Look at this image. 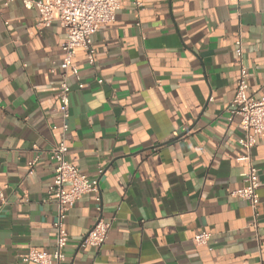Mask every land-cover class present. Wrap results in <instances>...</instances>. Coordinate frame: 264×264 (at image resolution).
<instances>
[{
    "label": "crops",
    "instance_id": "crops-1",
    "mask_svg": "<svg viewBox=\"0 0 264 264\" xmlns=\"http://www.w3.org/2000/svg\"><path fill=\"white\" fill-rule=\"evenodd\" d=\"M140 2L122 0L92 35L93 65L74 51L83 87L69 77L66 158L98 191L67 210L63 264H264V133L250 150L254 224L249 203L230 195L247 163L228 111L238 36L247 93L264 94V0ZM37 13L0 0V264H36L19 256L51 251L55 240L47 150L61 124L65 33L56 21L36 29ZM98 218L109 224L105 242L83 245ZM201 231L208 244L195 246Z\"/></svg>",
    "mask_w": 264,
    "mask_h": 264
},
{
    "label": "built area",
    "instance_id": "built-area-1",
    "mask_svg": "<svg viewBox=\"0 0 264 264\" xmlns=\"http://www.w3.org/2000/svg\"><path fill=\"white\" fill-rule=\"evenodd\" d=\"M122 0H22L26 8H36L37 17L35 27L38 30L48 27L53 21L59 23L65 33V38L60 44L62 58L59 63L61 81L58 87V111L61 117L60 130L57 140L47 150L49 159L55 167L52 182L46 191L47 198L57 204L53 227L55 232L54 246L51 251H43L30 247L27 252L19 256L22 263L36 264H63L65 260L64 247L68 241V234L64 229V219L67 210L83 194L98 191L97 179H90L79 172L78 168L67 160V145L65 133L68 129L70 116L71 86L69 77H73L78 88L83 87L78 68L73 64L74 51L80 48L88 64L93 65L95 51L92 35L101 24L111 23L115 19L116 10ZM137 6H142L140 0H135ZM242 40L238 36L235 41V54L238 61V75L233 97L229 102L228 111L232 116H237L238 125L243 131L240 145L243 154L239 157L247 163V168L242 174V186L230 192L232 197L240 198L249 203L252 209L254 224H256L259 184L258 170L252 162L250 150L256 139L264 133V94L255 98L247 93L246 67L242 59ZM99 83L102 82L98 78ZM264 89V85H263ZM54 128V127H53ZM37 157L28 163V173L33 172ZM102 172V168H100ZM0 197L1 194H0ZM109 224L98 218L93 226L84 234L83 245L92 247L101 246L107 237ZM210 233L201 231L195 233L192 242L195 246H206Z\"/></svg>",
    "mask_w": 264,
    "mask_h": 264
}]
</instances>
